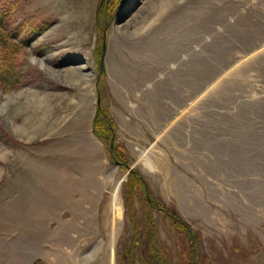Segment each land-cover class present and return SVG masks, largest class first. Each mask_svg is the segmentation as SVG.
<instances>
[{
  "label": "rangeland",
  "instance_id": "rangeland-1",
  "mask_svg": "<svg viewBox=\"0 0 264 264\" xmlns=\"http://www.w3.org/2000/svg\"><path fill=\"white\" fill-rule=\"evenodd\" d=\"M3 5L0 264H264V0Z\"/></svg>",
  "mask_w": 264,
  "mask_h": 264
},
{
  "label": "trees",
  "instance_id": "trees-1",
  "mask_svg": "<svg viewBox=\"0 0 264 264\" xmlns=\"http://www.w3.org/2000/svg\"><path fill=\"white\" fill-rule=\"evenodd\" d=\"M4 0H0V85L3 88H9L12 85L19 82L20 73L17 69V61L15 60L14 53L16 52L19 44L14 42V39L18 37L21 33L22 27L10 28L8 23V13L3 5ZM35 34H31L28 38H21L20 42L28 43L34 37ZM102 115V119L98 118ZM102 120L103 124L108 126V133L112 132V126L110 125L109 119L105 113L101 112V109L98 108L96 120ZM114 152V151H113ZM112 152V153H113ZM129 187H130V209L132 208V198L134 195L135 185L139 183H144L141 175L137 171H130L129 173ZM147 204L149 206L156 207L160 211L164 212L170 220L179 228H183L188 234H192V231L187 227L183 221L177 216V214L162 205L158 202H154L153 199L148 195ZM147 216L146 229L140 233L138 239H135L136 245L140 248L141 245L145 246L143 250L145 258L149 261L150 264H158L157 258L147 255L150 249H153L152 235L149 233V229L152 227V218L149 214ZM134 218V217H133ZM135 222V221H134ZM136 223V222H135ZM141 250V251H142ZM154 250V249H153Z\"/></svg>",
  "mask_w": 264,
  "mask_h": 264
},
{
  "label": "water",
  "instance_id": "water-1",
  "mask_svg": "<svg viewBox=\"0 0 264 264\" xmlns=\"http://www.w3.org/2000/svg\"><path fill=\"white\" fill-rule=\"evenodd\" d=\"M104 53H105V43H103V47H102L100 68H102V65H103V56H104ZM97 106L100 107V100L99 99H98V102H97ZM110 149H111V151L113 149V137L110 139Z\"/></svg>",
  "mask_w": 264,
  "mask_h": 264
},
{
  "label": "bare ground",
  "instance_id": "bare-ground-1",
  "mask_svg": "<svg viewBox=\"0 0 264 264\" xmlns=\"http://www.w3.org/2000/svg\"><path fill=\"white\" fill-rule=\"evenodd\" d=\"M114 197H117V188L114 190Z\"/></svg>",
  "mask_w": 264,
  "mask_h": 264
}]
</instances>
